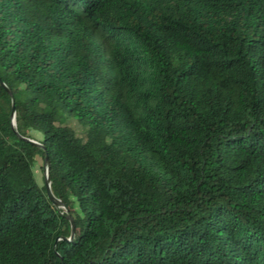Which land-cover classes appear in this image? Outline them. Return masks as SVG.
Wrapping results in <instances>:
<instances>
[{
	"label": "trees",
	"instance_id": "trees-1",
	"mask_svg": "<svg viewBox=\"0 0 264 264\" xmlns=\"http://www.w3.org/2000/svg\"><path fill=\"white\" fill-rule=\"evenodd\" d=\"M0 80V264H264V0H0Z\"/></svg>",
	"mask_w": 264,
	"mask_h": 264
},
{
	"label": "rangeland",
	"instance_id": "rangeland-1",
	"mask_svg": "<svg viewBox=\"0 0 264 264\" xmlns=\"http://www.w3.org/2000/svg\"><path fill=\"white\" fill-rule=\"evenodd\" d=\"M57 121L61 122L62 124L68 125L72 127L76 133H82L85 130L83 124L78 121L74 116L66 115L63 112H59L57 115ZM31 136L34 140L39 139V132L37 131H30ZM32 172L35 178L36 183L39 186L45 185L44 181V161L41 156L37 155L35 157V161L32 165ZM61 210L66 211L64 207H61Z\"/></svg>",
	"mask_w": 264,
	"mask_h": 264
},
{
	"label": "water",
	"instance_id": "water-1",
	"mask_svg": "<svg viewBox=\"0 0 264 264\" xmlns=\"http://www.w3.org/2000/svg\"><path fill=\"white\" fill-rule=\"evenodd\" d=\"M0 85L2 86H5L4 83L0 80ZM8 94L9 96L11 97V102H12V113H13V118H12V125L15 126V119H14V106H13V97H12V94L10 91H8ZM25 139L33 144H36V145H41L38 141L32 139V138H29V137H25ZM44 181H45V192H46V196L48 198V200L56 207L58 208H61V207H64L60 200L57 199L53 194H52V191H51V188H50V181H49V174H48V169H49V162H48V158L46 155H44ZM69 217V215H68ZM70 218V217H69ZM70 221H71V228H72V232H73V223H72V220L70 218Z\"/></svg>",
	"mask_w": 264,
	"mask_h": 264
}]
</instances>
